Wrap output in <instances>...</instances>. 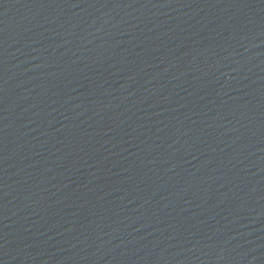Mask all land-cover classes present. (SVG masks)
<instances>
[{
    "label": "water",
    "instance_id": "1",
    "mask_svg": "<svg viewBox=\"0 0 264 264\" xmlns=\"http://www.w3.org/2000/svg\"><path fill=\"white\" fill-rule=\"evenodd\" d=\"M0 264H264V0H0Z\"/></svg>",
    "mask_w": 264,
    "mask_h": 264
}]
</instances>
